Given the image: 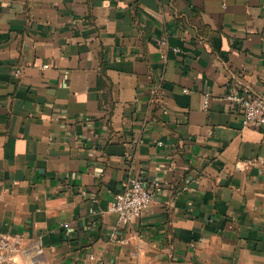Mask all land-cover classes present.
I'll list each match as a JSON object with an SVG mask.
<instances>
[{
  "label": "crops",
  "instance_id": "0c3cea01",
  "mask_svg": "<svg viewBox=\"0 0 264 264\" xmlns=\"http://www.w3.org/2000/svg\"><path fill=\"white\" fill-rule=\"evenodd\" d=\"M242 88L264 91V0H0L17 264H264V127L226 100ZM128 177L158 190L112 242Z\"/></svg>",
  "mask_w": 264,
  "mask_h": 264
},
{
  "label": "built area",
  "instance_id": "2783aa9c",
  "mask_svg": "<svg viewBox=\"0 0 264 264\" xmlns=\"http://www.w3.org/2000/svg\"><path fill=\"white\" fill-rule=\"evenodd\" d=\"M173 50L178 51V49ZM15 73L17 74L18 71L16 70ZM208 96V94L203 96V109L208 108ZM226 100L231 107L239 111L243 126L264 127V91L256 94L247 88L235 89L226 95ZM157 186V183H154L148 187L138 177L127 178L124 190L114 194L108 205V211L116 216V223L111 227L108 235L110 241L117 240L119 225L129 223L142 215L152 201L155 191L158 190ZM16 243H18L17 239L0 233V264H17L14 258Z\"/></svg>",
  "mask_w": 264,
  "mask_h": 264
}]
</instances>
